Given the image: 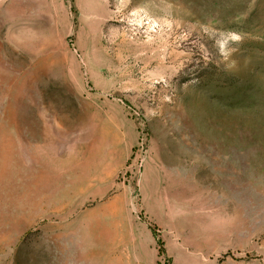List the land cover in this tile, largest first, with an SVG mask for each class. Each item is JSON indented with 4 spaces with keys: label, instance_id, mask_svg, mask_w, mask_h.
Listing matches in <instances>:
<instances>
[{
    "label": "rangeland",
    "instance_id": "374dc122",
    "mask_svg": "<svg viewBox=\"0 0 264 264\" xmlns=\"http://www.w3.org/2000/svg\"><path fill=\"white\" fill-rule=\"evenodd\" d=\"M0 264H264V0H0Z\"/></svg>",
    "mask_w": 264,
    "mask_h": 264
}]
</instances>
